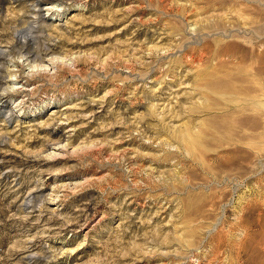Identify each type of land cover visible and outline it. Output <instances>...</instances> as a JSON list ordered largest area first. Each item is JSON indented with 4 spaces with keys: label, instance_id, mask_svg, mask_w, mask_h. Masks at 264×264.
<instances>
[{
    "label": "rangeland",
    "instance_id": "1",
    "mask_svg": "<svg viewBox=\"0 0 264 264\" xmlns=\"http://www.w3.org/2000/svg\"><path fill=\"white\" fill-rule=\"evenodd\" d=\"M263 68L264 0H0V264H264Z\"/></svg>",
    "mask_w": 264,
    "mask_h": 264
},
{
    "label": "bare ground",
    "instance_id": "2",
    "mask_svg": "<svg viewBox=\"0 0 264 264\" xmlns=\"http://www.w3.org/2000/svg\"><path fill=\"white\" fill-rule=\"evenodd\" d=\"M248 6V5H247ZM235 9V8H234ZM232 11V10H231ZM220 55V54H219ZM222 55V54H221ZM228 55V54H227ZM230 60V59H229ZM263 63V62H262ZM263 70H264V68H263ZM258 89V88H257ZM189 146H190V149H195L196 148V143L194 142V140L193 139H189Z\"/></svg>",
    "mask_w": 264,
    "mask_h": 264
}]
</instances>
